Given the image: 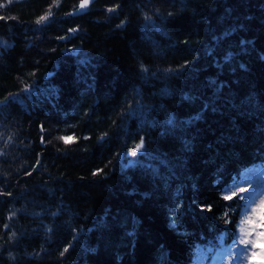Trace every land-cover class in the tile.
<instances>
[{"label": "trees", "instance_id": "trees-1", "mask_svg": "<svg viewBox=\"0 0 264 264\" xmlns=\"http://www.w3.org/2000/svg\"><path fill=\"white\" fill-rule=\"evenodd\" d=\"M79 1L0 0V264L214 260L264 188V0Z\"/></svg>", "mask_w": 264, "mask_h": 264}, {"label": "rangeland", "instance_id": "rangeland-1", "mask_svg": "<svg viewBox=\"0 0 264 264\" xmlns=\"http://www.w3.org/2000/svg\"><path fill=\"white\" fill-rule=\"evenodd\" d=\"M260 181H255L252 178L244 186L249 191V199L246 201L244 206L245 217L244 227L242 232H251L250 237L245 235L234 243V246L224 248L219 252L215 253V259L205 260V257H200L197 264H250L253 258V253H257L255 259L259 261L261 259L259 253L261 249H264V236H260L259 233L264 232V228L259 226L260 221L257 219V215L261 208V202L264 201V188L260 187ZM264 215V214H261ZM246 220L252 221V223H245ZM255 225V227H254ZM248 238L256 242L255 248L252 244L245 245L241 244L240 241Z\"/></svg>", "mask_w": 264, "mask_h": 264}, {"label": "snow or ice", "instance_id": "snow-or-ice-1", "mask_svg": "<svg viewBox=\"0 0 264 264\" xmlns=\"http://www.w3.org/2000/svg\"><path fill=\"white\" fill-rule=\"evenodd\" d=\"M11 2H12V0H8V3H11ZM56 2L58 4L59 0H56ZM93 2H94V0H80L78 11H80V10H85V11L88 10L89 6L92 5ZM2 7H4V5L2 3H0V8H2ZM113 11H114V9H112V8L108 9V12H110V13L113 12ZM50 15H51V13L49 12L48 14L39 17V19L36 21V23L38 25L42 24V22H45V21H47L49 19ZM0 19H4V17L0 16ZM76 31H77L76 29H70V32L73 33V34ZM145 71H147V70L145 69ZM12 99H16V97H13ZM41 130L43 131V128ZM57 139L62 140L64 142V144H66V145H70V144L74 143L77 138L74 137V136H60ZM41 142L43 143V138H42ZM142 149H144V140L143 139H141L140 143L135 146V148L131 151L130 155L132 157H136L137 153L140 152ZM224 199L226 201H230V200H232V196H225ZM259 213L264 214V201L261 202V208L259 210ZM261 214L257 215V219L260 221L259 226L264 228V215H261ZM226 215H227V213H225V216ZM245 223H252V221L246 220ZM254 227H255V225H254ZM251 234H252L251 232H246L245 236L246 237H250ZM14 235L15 234L13 233V236ZM259 235L260 236H264V232L259 233ZM240 243L245 245V247L248 244H252V246L254 248L256 246V242H254V241H252V240H250L248 238H245V239L241 240ZM64 251L66 252V251H68V249L65 248ZM62 255H63V253H62ZM256 255H257V253L254 252L253 253V258L251 259L250 264H264V249L260 250L259 255H260L261 259L259 261H257L255 259Z\"/></svg>", "mask_w": 264, "mask_h": 264}, {"label": "water", "instance_id": "water-1", "mask_svg": "<svg viewBox=\"0 0 264 264\" xmlns=\"http://www.w3.org/2000/svg\"><path fill=\"white\" fill-rule=\"evenodd\" d=\"M79 3H80V1L78 2L77 6L75 8L70 9L69 13H78V12H80L81 10L78 11V9H79ZM39 141L41 142V138H40ZM41 144H42V142H41Z\"/></svg>", "mask_w": 264, "mask_h": 264}]
</instances>
